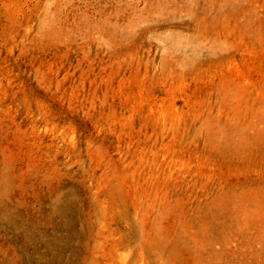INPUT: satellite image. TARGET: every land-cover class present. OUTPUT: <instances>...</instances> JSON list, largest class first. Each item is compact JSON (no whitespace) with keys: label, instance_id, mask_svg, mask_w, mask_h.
I'll use <instances>...</instances> for the list:
<instances>
[{"label":"rangeland","instance_id":"1","mask_svg":"<svg viewBox=\"0 0 264 264\" xmlns=\"http://www.w3.org/2000/svg\"><path fill=\"white\" fill-rule=\"evenodd\" d=\"M0 264H264V0H0Z\"/></svg>","mask_w":264,"mask_h":264}]
</instances>
